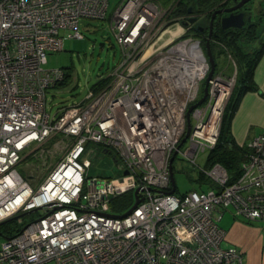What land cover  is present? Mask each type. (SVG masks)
<instances>
[{
  "label": "built area",
  "instance_id": "obj_1",
  "mask_svg": "<svg viewBox=\"0 0 264 264\" xmlns=\"http://www.w3.org/2000/svg\"><path fill=\"white\" fill-rule=\"evenodd\" d=\"M107 9L108 0H0V222L40 214L5 236L0 264H243L236 248L221 245L219 221L231 209L264 222V132L251 139L237 177L218 162L198 166L199 152L218 140L231 83L214 71L204 102L187 118L210 69L201 41L184 36L195 24H183L191 14L172 17L173 6L121 0L110 23L121 61L108 81L81 102L47 111L46 92L66 74L43 66L47 53L63 48L62 31L81 37L79 21L104 19ZM175 24L182 30L157 44ZM57 133L71 144L32 186L18 168L23 151ZM94 143L114 153L120 176L88 174ZM183 145L208 188L178 195L169 193V165ZM136 188L137 206L113 211L126 192L133 204Z\"/></svg>",
  "mask_w": 264,
  "mask_h": 264
},
{
  "label": "rangeland",
  "instance_id": "obj_2",
  "mask_svg": "<svg viewBox=\"0 0 264 264\" xmlns=\"http://www.w3.org/2000/svg\"><path fill=\"white\" fill-rule=\"evenodd\" d=\"M121 0H108L107 14L101 20L81 19L78 29L81 37L67 36L66 31H62L65 36L63 48L58 51L48 52L47 61L43 66L45 68H63L69 72L68 81L65 84L58 85L56 88L49 89L46 92L47 111L54 113L71 104L81 102L87 95L90 88L101 80H108L111 71L121 61V51L111 30L112 15ZM262 18H257L256 32L259 38L264 35V11L262 5L264 0H254ZM257 12V10H256ZM257 17L254 14V18ZM174 23V21L172 22ZM174 26V25H173ZM186 32L185 34H187ZM190 36L196 37L193 34ZM184 36L178 38L181 39ZM186 38V37H185ZM199 38V36H197ZM257 38L255 42L249 43V50L257 47L261 42ZM167 40V39H166ZM166 42V41H165ZM161 44V43H160ZM203 46V44H202ZM205 51V50H204ZM206 54V53H205ZM218 59L223 63L221 71L218 73L222 78L229 81L230 91L235 83V59L232 52L228 49L226 52L217 53ZM206 62H208L206 56ZM209 64V62H208ZM221 65V64H220ZM208 72V70H207ZM205 78L200 82L203 83ZM64 81V80H63ZM101 81L100 83H103ZM200 85V91L202 90ZM228 102V100H227ZM227 104V103H226ZM223 134L225 135V123ZM33 143L29 148L23 151V158L18 168L21 175L32 185L37 186L45 179L49 170L60 160L67 152L71 144L70 137H65L61 133L53 134L40 145ZM94 151L88 156L91 166L88 169L90 176L118 177L121 175L117 162L114 157L103 150V146L94 143ZM185 145L180 148L173 160V176L175 180V193L181 194L193 188H199L197 178L198 167L187 159L182 153ZM37 148L36 150H33ZM33 150V151H32ZM34 152H37L33 155ZM209 150L200 151L197 158V164L200 167H207L206 158ZM201 176V175H200ZM205 179V178H204ZM203 189L208 188L207 184H202ZM119 200H124L120 197ZM124 209L119 212H124ZM18 214V213H17ZM38 211H31L0 223V247L5 240V236L17 232L26 223L39 217ZM224 220V219H223ZM44 264H53L47 262Z\"/></svg>",
  "mask_w": 264,
  "mask_h": 264
},
{
  "label": "trees",
  "instance_id": "obj_3",
  "mask_svg": "<svg viewBox=\"0 0 264 264\" xmlns=\"http://www.w3.org/2000/svg\"><path fill=\"white\" fill-rule=\"evenodd\" d=\"M236 1L237 0H176L170 4V6H173L170 15L176 17L179 15L195 13L200 18L199 26L204 27L207 36L208 23L212 11L220 5L233 4ZM256 22L253 24L251 30H237L228 34L222 32L221 34H215L214 32L216 30L213 28L210 40V47L213 54L226 52L228 49L232 52L235 59L236 73L235 83L223 113L219 137L215 146L207 154L206 165L211 166L218 162L232 174L233 178L239 175L241 163L245 160L250 149L247 145H239L231 138L229 131L230 120L243 94L247 91H259L258 86L254 82L253 73L264 50V35L259 38L260 36L255 34L258 24V22ZM196 27L197 25L192 27L186 35L193 34L194 36H198ZM257 38H259L261 42L258 43L257 47L252 46V49L249 50V43L255 42ZM201 44H203L204 47V43L202 42ZM68 78L69 72L66 70L64 81L60 82L58 85L65 84L68 81ZM101 81L104 82L100 83ZM101 81L95 84L94 87H99L105 84L108 80ZM224 123L225 135L223 134ZM103 150L111 154L115 159L114 153L109 149L103 148ZM198 177L199 179L196 180L199 184L206 183V180L202 175L200 176L199 174ZM200 188L203 189V186H200ZM120 197H124V200H119ZM131 204L132 195L130 192H126L115 199L112 208L113 211L119 212L122 209L127 210Z\"/></svg>",
  "mask_w": 264,
  "mask_h": 264
},
{
  "label": "crops",
  "instance_id": "obj_4",
  "mask_svg": "<svg viewBox=\"0 0 264 264\" xmlns=\"http://www.w3.org/2000/svg\"><path fill=\"white\" fill-rule=\"evenodd\" d=\"M155 1L161 7L167 8L176 0ZM256 9L259 11L261 7ZM174 36L166 32L156 43H164ZM253 79L259 91L245 92L230 120L231 138L239 145L248 146L253 137L264 132V50L255 66ZM219 226L225 231L221 245L236 248L242 254L243 264H264V222L246 221L235 217L231 209H227L219 221Z\"/></svg>",
  "mask_w": 264,
  "mask_h": 264
},
{
  "label": "water",
  "instance_id": "obj_5",
  "mask_svg": "<svg viewBox=\"0 0 264 264\" xmlns=\"http://www.w3.org/2000/svg\"><path fill=\"white\" fill-rule=\"evenodd\" d=\"M248 1L249 0H239L234 5H230V6H226V7H218V8H216V9H214L212 11V13L210 15V18H209V23H208V33H207V37H206V40H205V43H204V50H205L208 62L210 64L209 65L210 69H209V72L207 74V78H206V81H205V84H204V87H203L202 96L195 103L191 104L188 107L187 112H186L187 118L189 117L190 111L194 107H196V106H198V105H200V104H202L204 102V100L206 98V95H207L208 80L210 79V77L212 76V74L214 72L215 64H214V59H213V55H212V52H211L210 39H211L214 19H215L216 15L218 13H223V12L227 13V14H224V15H222L220 17V24H221V27L223 29H226V28H241L244 25V22H245L244 12L243 11H237V10L240 9ZM199 21H200V18L198 17V15H194V16L188 17L186 20H184L183 24H187L189 22L198 23ZM196 28L198 30H200V31H202L204 29V27L199 26V24L197 25ZM189 132H190V124L188 123L187 131L185 133V136L182 138L181 143L186 139V137L188 136ZM181 143L179 144V146L181 145ZM175 154H176V151L173 152V155L170 158L169 169H170V180H171V186L172 187H171L169 193H173L174 190H175V180H174L173 171H172V161H173V159L175 157ZM125 173H126V171H125ZM138 190H139V188H136L134 193H133L134 197H135L134 203L128 208V210L125 213H123V215L131 212V210L134 209L137 206V204L141 201V198L138 197ZM123 215H119V216H123ZM18 216H20V215H16L14 217H10V218H8L6 220L1 221L0 223H3L5 221H7V220L13 219V218L18 217Z\"/></svg>",
  "mask_w": 264,
  "mask_h": 264
},
{
  "label": "flooded vegetation",
  "instance_id": "obj_6",
  "mask_svg": "<svg viewBox=\"0 0 264 264\" xmlns=\"http://www.w3.org/2000/svg\"><path fill=\"white\" fill-rule=\"evenodd\" d=\"M239 0H237L235 3L233 4H223V5H220L218 7H226V6H230V5H234L238 2ZM217 7V8H218ZM256 7H257V4H255L254 0H249L248 2H246L240 9H238L237 11H243L244 12V19H245V22H244V25L241 27V28H226V29H223L221 27V24H220V17L224 14H227L225 12L223 13H218L214 19V24H213V28H215V34H221L224 33V34H228V33H232L233 31H245V30H251L253 24L257 21V18L259 17L260 19L262 18V15H260V13L258 14V11L256 12ZM216 9V8H215ZM254 14L255 17L254 18ZM192 16L196 15L195 13H191ZM192 23H195V25H198L200 24L199 22L196 23V22H192ZM257 23V22H256ZM197 29V28H196ZM197 31V35L199 36V40L201 41V43H205V40H206V31L205 29H203L202 31L200 30H196ZM213 32V30H212ZM184 36H189V35H184ZM197 37V36H196ZM211 40V39H210ZM212 52V51H211ZM213 59H214V64H215V68H214V71H220L221 70V67H222V62L218 59V54L215 53L213 54ZM221 64V65H220ZM210 65V64H209ZM236 73V71H235Z\"/></svg>",
  "mask_w": 264,
  "mask_h": 264
},
{
  "label": "bare ground",
  "instance_id": "obj_7",
  "mask_svg": "<svg viewBox=\"0 0 264 264\" xmlns=\"http://www.w3.org/2000/svg\"><path fill=\"white\" fill-rule=\"evenodd\" d=\"M181 30H182L181 25H180V24H175L174 26L165 29V30L162 32V34L160 35V37H162V35H163L164 33H166V32H170V33H171V36H174V35L178 34ZM151 50H152V45H150V46L146 49V51H145V55H146L148 52H150ZM200 59L203 60L202 57H200ZM204 69H205V64H203V62H202V71H204ZM216 110H217V107H216Z\"/></svg>",
  "mask_w": 264,
  "mask_h": 264
}]
</instances>
